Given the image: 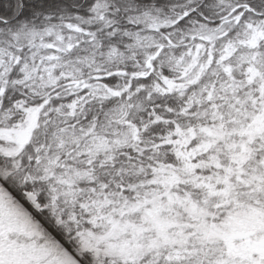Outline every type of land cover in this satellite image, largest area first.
I'll list each match as a JSON object with an SVG mask.
<instances>
[{
	"label": "snow or ice",
	"instance_id": "6c2138e0",
	"mask_svg": "<svg viewBox=\"0 0 264 264\" xmlns=\"http://www.w3.org/2000/svg\"><path fill=\"white\" fill-rule=\"evenodd\" d=\"M0 264H264V0H0Z\"/></svg>",
	"mask_w": 264,
	"mask_h": 264
}]
</instances>
